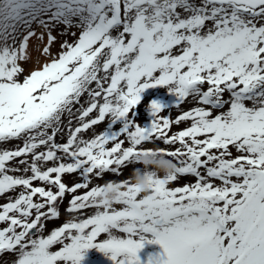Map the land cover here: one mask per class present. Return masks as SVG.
<instances>
[{"label": "snow or ice", "instance_id": "6c2138e0", "mask_svg": "<svg viewBox=\"0 0 264 264\" xmlns=\"http://www.w3.org/2000/svg\"><path fill=\"white\" fill-rule=\"evenodd\" d=\"M0 201V264H264V0H0Z\"/></svg>", "mask_w": 264, "mask_h": 264}, {"label": "rangeland", "instance_id": "374dc122", "mask_svg": "<svg viewBox=\"0 0 264 264\" xmlns=\"http://www.w3.org/2000/svg\"><path fill=\"white\" fill-rule=\"evenodd\" d=\"M142 96H143V99L141 100L140 105L137 106V114L139 115L141 122L144 125H148L151 121V116L149 115L147 108H146V105L148 104V102H150L153 99H156V100H160L161 102L167 105H171L175 100V98L167 92L166 88L159 87V86L157 88L147 89L145 93L142 94ZM191 106H192L191 104L185 103L181 107L184 110H187ZM177 114H178L177 110L173 108L171 110V115L175 116ZM180 127L183 128L185 127V125L182 124L180 125ZM104 128H105V124L102 123L101 125L96 127V132L98 133ZM176 130L177 129L174 127L173 131H176ZM86 135L88 137H91L93 133L88 132ZM146 147H155V146L152 144H147ZM159 147L163 148L165 146L163 144H160ZM132 173H133L132 168L128 167L124 169L122 176H105L104 180H94L93 183L103 184L106 180H116V181L123 180L125 177L131 176ZM160 174L162 175L163 173H160ZM61 211H63V208L61 209ZM48 227L51 228L52 224L49 223ZM162 252H163V249L159 245H147L139 253V255L141 257V260L144 261L146 264L147 257L150 253L155 254V253H162ZM82 264H110V261L107 259V257L103 253L99 252L96 249H90L87 251L85 259L84 261H82Z\"/></svg>", "mask_w": 264, "mask_h": 264}, {"label": "clouds", "instance_id": "9594fccd", "mask_svg": "<svg viewBox=\"0 0 264 264\" xmlns=\"http://www.w3.org/2000/svg\"><path fill=\"white\" fill-rule=\"evenodd\" d=\"M165 158L159 156L141 157L142 168L135 169L131 176V183L138 187L142 192L147 193L150 190L145 171H155L157 174H172L175 169L172 164L164 162ZM109 195H112L109 193Z\"/></svg>", "mask_w": 264, "mask_h": 264}]
</instances>
